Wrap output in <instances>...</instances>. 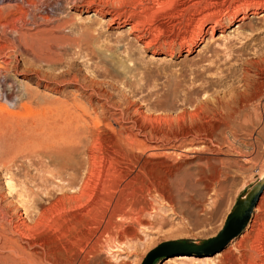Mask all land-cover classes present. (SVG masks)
<instances>
[{
  "label": "rangeland",
  "instance_id": "1",
  "mask_svg": "<svg viewBox=\"0 0 264 264\" xmlns=\"http://www.w3.org/2000/svg\"><path fill=\"white\" fill-rule=\"evenodd\" d=\"M84 1L88 0H0V116L32 122L44 118L47 109L53 113L59 109L86 119L95 109L112 117L127 102L135 104L132 112L176 116L203 106V119L185 122L191 129L187 142L192 140L179 148L189 152L187 159L177 162L173 199L154 202L157 211L152 217L145 215L149 225L138 230L136 239L116 240L105 234L100 238L102 249L85 258L86 264H141L164 242L202 245L219 233L237 202L264 178V11L216 33L211 42L207 36L190 54L171 56L144 49L129 36V25L110 26V16L96 15L91 7H84ZM242 1L226 0L224 10ZM184 18L174 28L180 35L194 26L191 14ZM80 30L90 32L84 38ZM47 59L54 61L49 64ZM95 79L112 96L108 104L101 90L92 94L89 84ZM23 83L35 92L26 96L19 89ZM10 89L13 97L24 98L25 107L16 108L18 112L4 98ZM44 96L67 107H47L50 101ZM155 102L159 107L152 106ZM162 123L158 128H166ZM6 149L0 148V234L8 236L14 213L20 211L27 220L37 215L39 208L32 203L40 201L42 191L56 195L68 187L85 159L76 155L78 165H72L67 157L33 155L11 162L15 150ZM261 203L264 192L244 232L219 254L178 256L156 264H222L224 256L235 251L233 242L252 231L259 256L264 255ZM70 250L79 253L77 248Z\"/></svg>",
  "mask_w": 264,
  "mask_h": 264
},
{
  "label": "bare ground",
  "instance_id": "2",
  "mask_svg": "<svg viewBox=\"0 0 264 264\" xmlns=\"http://www.w3.org/2000/svg\"><path fill=\"white\" fill-rule=\"evenodd\" d=\"M225 1L88 0L83 5L91 7L96 15L110 16V26L129 25V36L133 37V42L141 43L144 49L174 56L175 53L190 54L207 36L211 42L216 33H222L231 25L264 11V0H244L232 10H224ZM211 7L215 10L210 14H203ZM190 14L193 28L181 35L177 33L178 30L175 32L174 28L183 21L181 19ZM173 31L177 34L173 35ZM89 32L79 33L85 38ZM65 53H69L68 49ZM47 61L50 64L54 60ZM96 82L98 81H90L92 94L101 90L108 104L112 96L109 92L102 91V84L98 82L101 87ZM19 89L24 90L26 96L35 92L26 83ZM12 95L11 90L4 98L11 102H8L9 107H15L14 112H18L16 108L25 107L21 105V99L24 98ZM45 98L51 100L49 97ZM43 102L41 101L42 104ZM49 103L47 107H67L64 102ZM134 106L133 102H127L125 108L119 109L117 116L114 114L112 117L107 116L108 112L98 114L94 109L92 113L88 111L86 119L75 112V118L71 113L63 114L59 109L55 113L47 109L44 118L32 122L30 120L31 123L14 120L15 117L9 119V115V118L0 116V148L4 146L6 150H15L11 162L33 155L46 159L67 157V163L72 165H78L76 155H82L85 159L84 165L80 166V171L68 187H62L56 195L42 191L40 201L32 200V204L36 203L34 206L39 208L37 215L27 220L20 211L14 213L15 217L8 221L9 235L0 234V264H86L85 254L91 257L104 246L100 242L101 236L111 234L116 240L136 239L138 230L149 225V219H145V215L152 217L153 212L157 211L154 202L158 198L167 201L172 198L173 193L170 191L176 178L174 175L180 167L177 162L179 158H188L186 154L189 148L188 151H180L191 130L189 128L188 131L185 122L200 117L203 119V106L176 116L154 115L140 110L132 112L131 107ZM152 106L159 107V103L155 102ZM161 121H164V125L166 123V128H158ZM190 141L187 144H191ZM177 151L180 153L177 154ZM72 152H75L74 155H71ZM263 204L259 208L264 210ZM255 238L257 235L252 231L240 241L233 242L235 251L230 250L224 256L222 264H264V255L259 256ZM72 248L79 249V253L74 254L70 250ZM59 258L62 260H58ZM63 258L66 260L63 261Z\"/></svg>",
  "mask_w": 264,
  "mask_h": 264
},
{
  "label": "water",
  "instance_id": "3",
  "mask_svg": "<svg viewBox=\"0 0 264 264\" xmlns=\"http://www.w3.org/2000/svg\"><path fill=\"white\" fill-rule=\"evenodd\" d=\"M264 192V178L255 185L247 197L234 206L219 233L202 245L184 242H164L149 251L141 264H156L178 256H214L222 252L231 241L238 238L250 222L254 208Z\"/></svg>",
  "mask_w": 264,
  "mask_h": 264
}]
</instances>
